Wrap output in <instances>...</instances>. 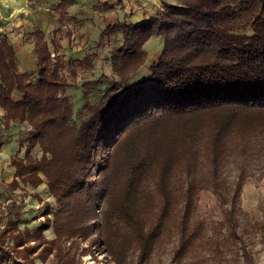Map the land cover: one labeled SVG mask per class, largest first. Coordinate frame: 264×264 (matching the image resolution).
<instances>
[{"label":"trees","instance_id":"trees-1","mask_svg":"<svg viewBox=\"0 0 264 264\" xmlns=\"http://www.w3.org/2000/svg\"><path fill=\"white\" fill-rule=\"evenodd\" d=\"M165 9L140 27L109 26L123 32L121 53L130 56L124 65L143 58L139 47L156 30L164 47L147 80L114 82L100 102L89 104L79 125L71 124L73 106L60 97L63 83L48 43L36 47L39 78L31 81L19 72L14 47L0 39V106L8 120L30 124L43 146L40 161L31 158L21 167L32 185L44 174L60 202L85 192L76 209L87 215L106 200L101 227L82 224L77 232L102 235L113 256L134 244L147 258L179 209L180 251L188 252L202 232L190 224L202 158L218 190L232 143L241 137L247 150L264 137V0H181ZM130 121L136 127L118 141ZM103 151L97 184L94 166ZM150 177L154 190L146 192ZM184 177L191 185L182 204L174 187Z\"/></svg>","mask_w":264,"mask_h":264},{"label":"rangeland","instance_id":"rangeland-1","mask_svg":"<svg viewBox=\"0 0 264 264\" xmlns=\"http://www.w3.org/2000/svg\"><path fill=\"white\" fill-rule=\"evenodd\" d=\"M49 4L50 0H30L29 9L21 7L24 44L40 45L46 42L44 37L55 53L58 50L53 39L56 43L64 40L65 50H69V33L90 32L95 39L92 44L83 45L86 41L80 38V45L86 51L83 57L79 54L69 56L63 53L64 48L61 47V54L55 53L53 58V63L59 66L63 83L60 97L68 99L73 106L71 124L79 125L88 113L89 104L100 102L114 82L147 80L152 61L161 54L164 46L158 40L149 51L148 61L144 56L141 59L135 57L124 65L127 56L120 53L124 43L119 42V32L112 34L110 27L95 19L94 14H89V19L85 21L63 17L58 22L49 17L53 12ZM58 8L54 10L56 18L64 10L63 5ZM35 9L45 12L44 16L34 12ZM96 29H99L98 32H93ZM37 30H44V35L39 36ZM104 32H109V35L105 37ZM1 35L5 36L4 32ZM108 40L114 44L109 42L107 46ZM73 45L77 46L78 42L74 41ZM28 75L31 81L39 78L37 71H31ZM20 96L19 92L15 93L16 98ZM134 121L128 122L119 131L118 141L136 127ZM17 123L13 130L18 135L20 145L19 155L15 159L20 160L16 161L18 179L9 186L0 185V252L6 253L3 260L0 255V264H264V149L260 148V145H264V137L251 141L247 150L241 137L232 143L231 151L223 161L222 186L218 190L213 186L210 168L202 158L197 177L199 191L195 195L190 221L191 225L200 226L201 237L188 252L180 251L182 213L179 209L163 228V235L155 249L144 258L134 244L129 246L127 253L117 252L113 256L104 246L102 235L95 232L90 236L78 234L82 224L95 226L93 230L101 227L103 213L109 209V204L106 200L101 204L98 202L92 208L95 212L87 215L84 209H76L84 201L82 197L89 196L85 192L60 202L50 193L47 179L42 173L40 177L43 182L32 185V175H28L22 167H27L31 158L40 161L44 156L43 146L41 140L32 136L34 129L30 124ZM105 156L106 152L103 151L95 163L93 174L96 183L101 179ZM241 176L245 180L235 198ZM43 183L47 187L43 188ZM154 185L155 181L150 177L145 180L144 189L146 192L153 191ZM190 185L191 181L185 177L177 179L174 195L180 203L184 201ZM228 213H232V216L227 219ZM39 228L42 230L37 231Z\"/></svg>","mask_w":264,"mask_h":264},{"label":"crops","instance_id":"crops-1","mask_svg":"<svg viewBox=\"0 0 264 264\" xmlns=\"http://www.w3.org/2000/svg\"><path fill=\"white\" fill-rule=\"evenodd\" d=\"M50 0V8H53V12L49 15L51 19L55 18L58 22L63 20V17H67L72 21H85L89 19V14H94V18L101 20L105 23V27L112 25H124L129 24L134 27H140V25L146 24L152 19H156L159 15L165 12L166 5L178 4L179 0ZM61 5H63L64 10L62 15L56 18L54 10H58ZM22 8H30V0H0V39H5L9 44L14 47L17 66L20 73L29 74L31 71H37L39 64V57L36 55V47L38 43H25L23 41V25H22ZM49 11V10H47ZM30 12V11H29ZM34 12H39L40 16H44L42 10L35 9ZM87 14V15H86ZM47 17L45 18V22ZM5 26L7 31H5ZM99 29H96L95 33ZM44 31V30H43ZM42 30H37V33L44 35ZM4 32V35H1ZM119 32V42L125 45V38L122 31L112 32V34ZM104 36H108L109 32H104ZM71 36V38H70ZM99 36V35H98ZM100 37V36H99ZM98 37V38H99ZM80 38L84 39L86 42L83 45H90L93 43V33L90 32H76L73 34L69 33L68 49L66 48V43L64 40H60V43L53 39L54 45L57 47V53L60 55V50L64 48L63 53L69 56H75L79 54L82 56L86 51H83L80 45ZM48 43V47L52 56L54 58L55 53L50 48V42L44 39ZM72 40V46L70 41ZM97 40V39H96ZM161 40L164 46V37L156 31L152 33L150 38L144 41L140 49L143 50L144 58L148 61L149 51L153 48V43ZM78 42V45H73ZM40 42V41H39ZM100 42V39H99ZM109 42L113 43L112 40H108L106 45L109 46ZM118 42V43H119ZM114 44V43H113ZM62 47V48H61ZM124 48V46H122ZM73 49V51L71 50ZM123 49L121 48L120 51ZM121 53V52H120ZM122 54V53H121ZM128 58V54H124ZM158 56V55H157ZM153 59L154 62L157 58ZM83 57V56H82ZM87 57V56H86ZM18 124L12 120H8L6 110L0 106V185L9 186L18 177L17 173V155L20 152L19 138L15 134V125ZM42 187H47L45 183Z\"/></svg>","mask_w":264,"mask_h":264},{"label":"built area","instance_id":"built-area-1","mask_svg":"<svg viewBox=\"0 0 264 264\" xmlns=\"http://www.w3.org/2000/svg\"><path fill=\"white\" fill-rule=\"evenodd\" d=\"M0 165H1V156H0Z\"/></svg>","mask_w":264,"mask_h":264}]
</instances>
